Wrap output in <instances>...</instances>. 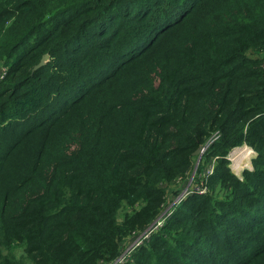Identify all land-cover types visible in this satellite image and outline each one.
I'll return each instance as SVG.
<instances>
[{
    "label": "trees",
    "instance_id": "1",
    "mask_svg": "<svg viewBox=\"0 0 264 264\" xmlns=\"http://www.w3.org/2000/svg\"><path fill=\"white\" fill-rule=\"evenodd\" d=\"M52 3L0 0V264H264V0Z\"/></svg>",
    "mask_w": 264,
    "mask_h": 264
},
{
    "label": "rangeland",
    "instance_id": "2",
    "mask_svg": "<svg viewBox=\"0 0 264 264\" xmlns=\"http://www.w3.org/2000/svg\"><path fill=\"white\" fill-rule=\"evenodd\" d=\"M52 1H53V3L50 5V7L55 8V2L60 3V4L67 2L71 5H73L74 4L73 2L76 0H52ZM18 19L19 18L17 15L10 16V17L8 16L7 25L4 29L0 30V35H3V37H5L6 35H9V36L12 35L15 31V28L12 27L10 29V27L13 26V24L15 22H18ZM49 61H50V58H49ZM7 73H8V70L6 68L0 69V82L2 80H4V78L7 76ZM211 141H212V143L209 144ZM213 143H214V140H212V139H209L206 142V144H209V145H207L205 151H203L200 160L197 159V161H199V164L201 163L202 159L205 158L206 153L211 149V146L213 145ZM242 147L243 148L237 149L235 151L232 150L227 157L228 158L227 159L228 168L231 170V172L233 174H235L236 176H240V177H242V173L245 170L253 171L254 169H256L255 165H254V161L257 160V158L259 156V153L257 151H255L253 148L246 147V145H243ZM243 151H247L248 152L247 154L250 153V155H246V157H239L238 158V154H240V152H243ZM204 165H206V170L203 172L202 169L200 170L199 165L196 164L192 173L186 178V180L184 179V182L185 181L187 182V186H185L182 189V191L179 193V196L177 197L176 200L173 201V203L170 205V207H172L173 204H175V207L179 206L189 196L203 195V194L215 192V190L213 191V187L210 186L209 177L217 172L218 163L216 160L209 159L208 161L204 162ZM241 168H244L243 171H240ZM184 182L182 179V180H179L176 184L177 185H183ZM219 191H220V189H217L216 195H219V193H221ZM223 193L225 194L226 192H223ZM164 224L165 223L163 222V225ZM159 228H161V227H159ZM158 229H156L155 231H158ZM152 233H153V231L151 233H149V235H147L145 238L140 237L139 241L137 243V246L138 245L142 246L146 240H149L152 237V235H151ZM134 250H135L134 247L126 250L125 254L123 255V260L125 263H127L128 261L133 262V259H131L130 254ZM13 251H14V254L9 253V256H13L17 259L23 258V256H24L23 248L16 247V248H14ZM126 260H128V261H126Z\"/></svg>",
    "mask_w": 264,
    "mask_h": 264
},
{
    "label": "built area",
    "instance_id": "3",
    "mask_svg": "<svg viewBox=\"0 0 264 264\" xmlns=\"http://www.w3.org/2000/svg\"><path fill=\"white\" fill-rule=\"evenodd\" d=\"M4 68V67H3ZM1 69V68H0ZM7 69V68H6ZM246 147H248V146H246ZM241 148H243V147H240V148H237V149H241ZM237 149H235V150H237ZM234 150V151H235ZM185 199V198H184ZM183 199V200H184ZM175 204H173L172 205V207L171 208H173V206H174ZM173 212H174V209L172 210ZM172 211H169L168 212V214L163 218V219H161V220H159L158 222H157V227H156V229H158L159 227H161L162 225H163V222L165 223V221H166V219L168 218V217H170V215L173 213ZM155 231V230H154ZM147 235H149V232H146V234H143L142 236H141V238H145ZM138 241H139V239L136 241V245H134V246H132V247H134V248H136V246H137V243H138ZM139 246V245H138ZM131 247V248H132ZM131 248H129V249H131ZM133 252V251H132ZM132 252H131V254H132ZM125 254V253H124ZM123 254V255H124ZM131 254H130V256H131ZM127 261V260H126ZM125 262H124V260H123V256L118 260V261H116L114 264H124Z\"/></svg>",
    "mask_w": 264,
    "mask_h": 264
},
{
    "label": "water",
    "instance_id": "4",
    "mask_svg": "<svg viewBox=\"0 0 264 264\" xmlns=\"http://www.w3.org/2000/svg\"><path fill=\"white\" fill-rule=\"evenodd\" d=\"M49 58H50V56H49L48 54H45V55L43 56V58L41 59L40 63L34 67V70H33V71H36V70H38V69L44 67V66L49 62ZM211 143H212V141H211L209 144H211ZM209 144H206L204 147H200V148L194 153V156L197 157L198 160H200L203 151H205L207 145H209ZM197 165H198V164H197Z\"/></svg>",
    "mask_w": 264,
    "mask_h": 264
},
{
    "label": "bare ground",
    "instance_id": "5",
    "mask_svg": "<svg viewBox=\"0 0 264 264\" xmlns=\"http://www.w3.org/2000/svg\"><path fill=\"white\" fill-rule=\"evenodd\" d=\"M247 153H248L247 151L240 152V154L237 153V154H238V158H239V157H246V155H250V153H249V154H247ZM243 164H244V163H243ZM239 167H240V166H239ZM243 169H244V168H241L240 171H243Z\"/></svg>",
    "mask_w": 264,
    "mask_h": 264
},
{
    "label": "clouds",
    "instance_id": "6",
    "mask_svg": "<svg viewBox=\"0 0 264 264\" xmlns=\"http://www.w3.org/2000/svg\"><path fill=\"white\" fill-rule=\"evenodd\" d=\"M204 147V146H203ZM235 150V149H234ZM228 159V158H227Z\"/></svg>",
    "mask_w": 264,
    "mask_h": 264
}]
</instances>
